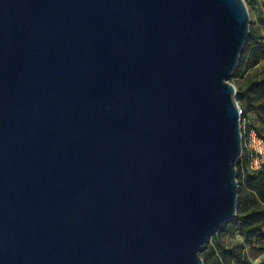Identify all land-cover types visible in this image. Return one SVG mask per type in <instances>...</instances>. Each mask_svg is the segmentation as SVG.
Instances as JSON below:
<instances>
[{
  "label": "water",
  "instance_id": "95a60500",
  "mask_svg": "<svg viewBox=\"0 0 264 264\" xmlns=\"http://www.w3.org/2000/svg\"><path fill=\"white\" fill-rule=\"evenodd\" d=\"M245 0H0V264H205L237 214Z\"/></svg>",
  "mask_w": 264,
  "mask_h": 264
},
{
  "label": "trees",
  "instance_id": "16d2710c",
  "mask_svg": "<svg viewBox=\"0 0 264 264\" xmlns=\"http://www.w3.org/2000/svg\"><path fill=\"white\" fill-rule=\"evenodd\" d=\"M250 29V36L234 73L240 72L249 58H252L254 63L259 61L260 56L264 58V36L258 34L252 27ZM247 85L249 95L245 97V105L253 107L261 122L264 123V73L260 79L251 80ZM257 96L263 97V100L256 102ZM242 110L243 117L249 118L251 127L255 128L258 134L264 138L262 125L256 126L247 110L244 108ZM248 160L249 155L244 150L237 166V178L240 184L237 214L225 224L219 233L213 234L211 237L228 230H234L243 235L250 248L264 250V170L249 171L246 167ZM242 183L251 190L252 199H249L241 189ZM259 202L262 204H257ZM201 255L205 264H252L244 244L228 245L219 238L215 239L213 244L208 243ZM258 264H264V262L261 261Z\"/></svg>",
  "mask_w": 264,
  "mask_h": 264
},
{
  "label": "rangeland",
  "instance_id": "374dc122",
  "mask_svg": "<svg viewBox=\"0 0 264 264\" xmlns=\"http://www.w3.org/2000/svg\"><path fill=\"white\" fill-rule=\"evenodd\" d=\"M249 14H250V25L252 29H254L258 34L264 36V0H245ZM264 73V58L260 56V59L257 63L252 61V58L244 64L242 70L238 73H233L229 76V81L232 82L237 88L236 98L238 104L241 109L244 108L247 110L248 115L252 117L256 126L262 125L264 132V123L261 122L259 116L253 107H248L245 105V97L249 95L247 91V84L251 80H258L263 76ZM263 100V97L257 96L256 102ZM240 185V184H239ZM241 189L244 193L251 198L250 192L251 190L244 185L241 184ZM257 204H262L261 202ZM219 238V240L223 241L225 244L231 245L235 243L244 244L247 255L249 256L252 264H258L261 261L264 262V250H258L254 248H250L242 234L234 230H228L227 232L221 233L219 235H215L209 239V244H213L215 239ZM207 243V244H208ZM207 246V245H206ZM206 249V248H205ZM204 249V250H205Z\"/></svg>",
  "mask_w": 264,
  "mask_h": 264
},
{
  "label": "built area",
  "instance_id": "2783aa9c",
  "mask_svg": "<svg viewBox=\"0 0 264 264\" xmlns=\"http://www.w3.org/2000/svg\"><path fill=\"white\" fill-rule=\"evenodd\" d=\"M240 113L242 116L243 151L245 150L249 155L246 167L251 172L264 170V138L258 134L255 128L251 127L250 119L243 117L241 108Z\"/></svg>",
  "mask_w": 264,
  "mask_h": 264
}]
</instances>
